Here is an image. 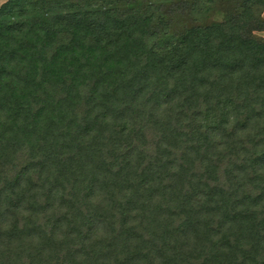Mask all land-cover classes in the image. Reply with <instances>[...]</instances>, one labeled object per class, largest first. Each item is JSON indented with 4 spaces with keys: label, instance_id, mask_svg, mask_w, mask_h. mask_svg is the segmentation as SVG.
Returning <instances> with one entry per match:
<instances>
[{
    "label": "trees",
    "instance_id": "obj_1",
    "mask_svg": "<svg viewBox=\"0 0 264 264\" xmlns=\"http://www.w3.org/2000/svg\"><path fill=\"white\" fill-rule=\"evenodd\" d=\"M133 2L0 4V264H264V42Z\"/></svg>",
    "mask_w": 264,
    "mask_h": 264
},
{
    "label": "rangeland",
    "instance_id": "obj_2",
    "mask_svg": "<svg viewBox=\"0 0 264 264\" xmlns=\"http://www.w3.org/2000/svg\"><path fill=\"white\" fill-rule=\"evenodd\" d=\"M5 0H0L2 4ZM126 1L127 0H122ZM131 6L151 4L164 19L154 45L162 47L179 37L185 28L230 22L243 38L264 42V0H133Z\"/></svg>",
    "mask_w": 264,
    "mask_h": 264
}]
</instances>
